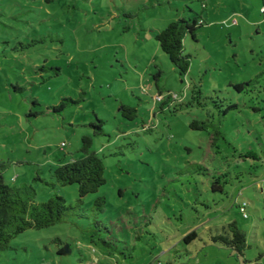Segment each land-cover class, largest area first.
Masks as SVG:
<instances>
[{"label": "rangeland", "instance_id": "1", "mask_svg": "<svg viewBox=\"0 0 264 264\" xmlns=\"http://www.w3.org/2000/svg\"><path fill=\"white\" fill-rule=\"evenodd\" d=\"M262 9L264 0H0L4 181L32 185L37 202L60 195L73 211L20 233L0 264H242L204 243L209 227L233 219L250 245L243 258L261 255L264 264L263 177L248 175L262 162L238 157L264 153ZM200 15L197 41L184 40L191 62L180 75L155 34L178 17ZM249 81L243 92L232 86ZM63 99L73 104L53 114ZM229 105L235 108L221 114ZM121 106L136 108V117L123 116ZM96 117L103 135L92 147L106 182L80 204L77 185H58L51 171L83 157L81 138L92 135ZM192 119L219 124L226 142L218 140V154L209 132L189 127ZM225 170L226 192H212L211 178ZM99 196L103 212L93 209ZM243 200L249 219L235 206ZM191 231L199 237L185 245Z\"/></svg>", "mask_w": 264, "mask_h": 264}, {"label": "trees", "instance_id": "2", "mask_svg": "<svg viewBox=\"0 0 264 264\" xmlns=\"http://www.w3.org/2000/svg\"><path fill=\"white\" fill-rule=\"evenodd\" d=\"M203 24L201 15L198 18L193 17L191 19L178 17L155 34V39L161 51L168 57L169 61L180 75H185L187 73L191 62L190 56L184 54V40L190 37L192 41H197V30L203 26ZM53 71L54 75L59 74L58 69H54ZM251 85L252 81L232 86L237 92H243ZM14 90L17 91L20 90V88L14 87ZM32 104L38 105L35 100H32ZM68 104H73V101L70 99H63L57 105L49 109L53 114H58L61 113ZM232 108H235V105L227 106L221 114H226V112ZM120 109L123 112V116L128 119H133L137 115L136 108L121 106ZM126 112L131 113V115H126ZM132 113L134 114L132 115ZM38 114V111H30L29 116L37 117ZM95 120V123H90L93 129L92 135H84L81 138L80 151L83 157L58 165L51 171L52 177L58 185H77V201L80 204L83 203V198L86 195L98 191L106 182L104 178V161L92 147L93 137L103 135V121L97 117ZM189 127L192 130L209 132V144L216 154L219 153L215 151L218 148V140L226 142L219 124L209 119H192L189 123ZM238 157L242 160L252 159L256 162H262L259 166H256L254 173L249 172L248 175L252 178H257L259 176L255 175V173H257V171L261 172L259 175L263 177L261 181L263 185L264 153L261 155L258 154L255 149H248V151L238 154ZM196 167L195 169L197 171H206L200 165ZM6 168L7 163L0 160V253L12 249L11 241L20 233L28 229H46L61 223L67 216L73 214L72 207L68 206L65 199L60 195H51L46 202H37L36 191L32 185H7L3 178V172ZM258 168L261 169V171L258 170ZM245 174V170H241L238 171V175L235 177L238 181H241L242 175L245 176ZM228 175V171L225 170L223 173L213 176L210 181L211 191L225 193V188L228 184ZM43 182L47 184V182ZM261 184L259 185V191L264 205V187ZM51 185L54 186V183ZM244 203L246 204L244 207V211L247 215L246 217L243 216L241 211V207ZM105 204L106 198L104 196L97 197L94 200V211L103 212ZM235 206L242 219H249V203L247 201H236ZM198 237L196 231H191L183 237V242L185 245H189L195 242ZM206 242L228 250L236 257L237 261H240L242 264H259L261 255L256 257L254 261L243 258L246 250L250 248V245L248 244L246 232L240 227L236 219L222 222L218 226L209 227L207 231V240L204 241V243ZM64 251L65 249L61 248L58 250V254H63ZM240 258H242L243 261L239 260Z\"/></svg>", "mask_w": 264, "mask_h": 264}, {"label": "built area", "instance_id": "3", "mask_svg": "<svg viewBox=\"0 0 264 264\" xmlns=\"http://www.w3.org/2000/svg\"><path fill=\"white\" fill-rule=\"evenodd\" d=\"M262 10H264V9H262ZM160 99V96H158V100ZM246 206V204L244 203L243 205H242V207H241V211H242V213H243V216L244 217H246L247 215H246V212L244 211V207Z\"/></svg>", "mask_w": 264, "mask_h": 264}, {"label": "crops", "instance_id": "4", "mask_svg": "<svg viewBox=\"0 0 264 264\" xmlns=\"http://www.w3.org/2000/svg\"><path fill=\"white\" fill-rule=\"evenodd\" d=\"M260 187V186H259ZM207 244H209L208 242H206ZM210 245H212V244H210ZM221 248V247H220ZM230 254H232L231 252H230ZM233 255V254H232Z\"/></svg>", "mask_w": 264, "mask_h": 264}]
</instances>
